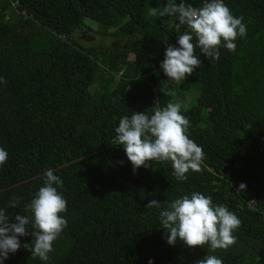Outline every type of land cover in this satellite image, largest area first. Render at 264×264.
I'll return each mask as SVG.
<instances>
[{"label": "trees", "instance_id": "16d2710c", "mask_svg": "<svg viewBox=\"0 0 264 264\" xmlns=\"http://www.w3.org/2000/svg\"><path fill=\"white\" fill-rule=\"evenodd\" d=\"M175 2L200 7L204 0ZM224 3L243 17L246 36L235 51L219 48L218 60L197 49L201 66L177 85L160 64L167 44L179 47L187 29L170 27L174 17L148 15L167 0H0V147L8 152L0 208L19 197L6 213L10 222L31 215L24 206L49 169L67 200L60 214L67 227L48 261L23 247L29 234L3 264H196L207 255L223 264H264V0ZM85 36L95 40L87 44ZM193 88L198 100L181 112L189 138L203 149L202 170L180 181L170 161H152L134 173L123 146L113 144L120 119L154 114L169 102L187 105ZM241 183L246 188L237 191ZM192 192L242 221L227 250L168 244L159 213ZM152 199L159 208L145 207Z\"/></svg>", "mask_w": 264, "mask_h": 264}, {"label": "clouds", "instance_id": "9594fccd", "mask_svg": "<svg viewBox=\"0 0 264 264\" xmlns=\"http://www.w3.org/2000/svg\"><path fill=\"white\" fill-rule=\"evenodd\" d=\"M148 15L174 17L178 23L170 27L177 32L181 26L187 29L178 35L179 47L167 44L165 58L160 64L168 80L177 85L201 66L202 61L195 54L197 49L206 58L218 60L219 48L235 51L237 38L247 34L243 17L234 16L224 0H204L200 7L167 0L162 8L150 7ZM0 83H6V80L0 77ZM181 107L180 103L169 102L163 108L157 107L154 114L134 111L131 117L120 119L113 144L123 146L134 173L141 166L152 167V161H170L173 175L180 181L187 179L190 170H202L204 152L189 138L190 121L182 114ZM7 158L8 152L0 147V166L7 162ZM45 177L43 186L24 206L25 212L31 215L16 214L15 222H10L6 213L9 207H18L19 197H12L6 207L0 208V264L10 253L19 250V237L29 234L32 241L23 247L31 251L33 258L48 261L54 241L67 227V220L60 215L67 211V200L58 191V187H63V181L51 169L46 171ZM245 188L246 185L241 183L237 191ZM140 196L145 198V193L140 192ZM145 207L159 208L160 205L157 199H152ZM159 219L169 245H175L177 241L188 247L207 244L213 252L234 245V232L242 223L225 205H214L210 196L200 192L173 200L167 209L160 211ZM196 264H223V261L215 255H207Z\"/></svg>", "mask_w": 264, "mask_h": 264}, {"label": "rangeland", "instance_id": "374dc122", "mask_svg": "<svg viewBox=\"0 0 264 264\" xmlns=\"http://www.w3.org/2000/svg\"><path fill=\"white\" fill-rule=\"evenodd\" d=\"M85 23H86L88 26H90L92 29L96 30V31H98L99 29L102 28V26H101V24H100L99 22H97V21H95V20H92V19H90V18H86V19H85ZM84 38L86 39L85 43L89 44V43L91 42V40H90L89 38H87L86 36H85ZM97 38H98V37H97ZM107 40H108V39H107ZM107 40H105V41H107ZM110 40H111V39H110ZM92 41H93V40H92ZM133 58H134V55H131L130 59H133ZM192 93H193V95H192ZM199 93H200V91H199L198 88H193L192 90H190V92L187 93V94L184 96V97L186 98L187 105H183V104H182L181 106L184 107V108H188L189 105L196 103L197 100H198V97H199ZM180 99H183V96H182L181 98H179V99H176L177 102H178ZM191 100H192V101H191ZM189 101H191V103H190ZM178 103H179V102H178Z\"/></svg>", "mask_w": 264, "mask_h": 264}, {"label": "water", "instance_id": "95a60500", "mask_svg": "<svg viewBox=\"0 0 264 264\" xmlns=\"http://www.w3.org/2000/svg\"><path fill=\"white\" fill-rule=\"evenodd\" d=\"M89 39H90V40H93V39L95 40V38H93V37H92V38H89Z\"/></svg>", "mask_w": 264, "mask_h": 264}]
</instances>
